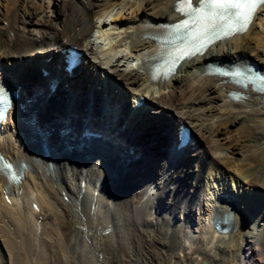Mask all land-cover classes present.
Instances as JSON below:
<instances>
[{"label": "bare ground", "instance_id": "6f19581e", "mask_svg": "<svg viewBox=\"0 0 264 264\" xmlns=\"http://www.w3.org/2000/svg\"><path fill=\"white\" fill-rule=\"evenodd\" d=\"M176 3L0 0V87L10 95L0 157L14 166L0 167V212L40 241L26 255L264 264V95L208 71L264 74V5L247 31L153 80L161 45L149 26L180 19ZM70 46L78 60L69 69ZM89 103L87 121L79 109ZM182 127L191 135L178 146ZM8 243L0 233L1 261L17 264Z\"/></svg>", "mask_w": 264, "mask_h": 264}, {"label": "snow or ice", "instance_id": "6c2138e0", "mask_svg": "<svg viewBox=\"0 0 264 264\" xmlns=\"http://www.w3.org/2000/svg\"><path fill=\"white\" fill-rule=\"evenodd\" d=\"M197 3L194 7L193 0H177L175 9L185 19L165 26L175 46L166 53L167 59L157 71L163 69L166 75L170 74L179 60L201 52L221 33L233 35L247 31L264 0H197ZM242 74L241 71L234 73ZM0 167L10 168L11 165L0 157Z\"/></svg>", "mask_w": 264, "mask_h": 264}, {"label": "rangeland", "instance_id": "374dc122", "mask_svg": "<svg viewBox=\"0 0 264 264\" xmlns=\"http://www.w3.org/2000/svg\"><path fill=\"white\" fill-rule=\"evenodd\" d=\"M57 8L60 10L61 8H63V3H58L57 4ZM45 29H48L47 26H45ZM84 92L87 93L88 92V87L84 89ZM89 94H86V98L89 99ZM79 106V105H78ZM87 107H82L79 109L80 110V115L81 117H85L87 116ZM130 109V103L127 104V110ZM100 112H99V117H100ZM98 117V118H99ZM97 118V119H98ZM120 119V118H119ZM99 120H101V123L103 121L106 122L105 119H103V116H101L99 118ZM119 123H122V121L119 120ZM113 136V134H108ZM135 144V143H134ZM144 152V151H143ZM145 155V153H144ZM214 161H216V158H213ZM143 161V160H142ZM141 161V162H142ZM3 213V214H2ZM10 214L5 212H0V233H2L6 240L9 241L8 245L10 246V248L13 250V255L15 256V258L17 259V264H47V261L44 257L39 256L38 254H32V255H26L25 251L30 249L31 251H36L38 248L41 247L40 241H30L29 240V231L28 229H24V228H18L15 226V224L12 221V218L9 217ZM7 219L4 220V219ZM5 221V222H4ZM8 222V223H7ZM6 225H4V224ZM14 226V227H13ZM7 227V228H6ZM13 229V230H12ZM16 236H15V235ZM24 234V235H23ZM9 236V237H8ZM14 236V237H13ZM44 236V234H43ZM18 237V240L17 238ZM9 238V239H8ZM14 238V239H13ZM11 241V242H10ZM16 244H15V243ZM38 242V243H37ZM12 243V244H11ZM29 244V245H28ZM35 245V246H34ZM22 246V247H21ZM37 247V248H36ZM24 250V251H23ZM34 255V256H33ZM4 254L3 252L0 251V261L3 260ZM25 257V258H24ZM200 257V256H199ZM44 259V260H43ZM0 263L3 264V262L1 261Z\"/></svg>", "mask_w": 264, "mask_h": 264}, {"label": "water", "instance_id": "95a60500", "mask_svg": "<svg viewBox=\"0 0 264 264\" xmlns=\"http://www.w3.org/2000/svg\"><path fill=\"white\" fill-rule=\"evenodd\" d=\"M204 264H207V262H206V261H204Z\"/></svg>", "mask_w": 264, "mask_h": 264}]
</instances>
